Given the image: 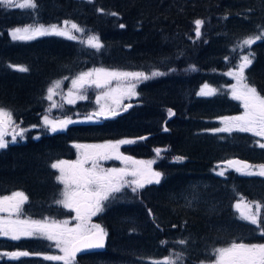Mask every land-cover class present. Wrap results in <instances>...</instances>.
<instances>
[{"label":"trees","instance_id":"1","mask_svg":"<svg viewBox=\"0 0 264 264\" xmlns=\"http://www.w3.org/2000/svg\"><path fill=\"white\" fill-rule=\"evenodd\" d=\"M37 3L35 11L0 7V107L10 110L19 127L26 129L24 141L19 137L16 143L0 149V195L23 191L29 198V206L24 207L26 216L37 219V214L39 217L47 214L52 220L64 219L70 215L55 214L60 208L54 198L59 197L60 184L51 163L75 158L76 143L148 135L146 141L122 147V152L150 159L154 157V149H161L164 155L161 165L155 166L162 173L160 184L148 186L132 194L133 197L124 191L115 200L116 205L94 220L107 231L108 251L82 256L76 264H147L148 258L158 260L175 252L184 253V264L201 261L207 264L213 259L209 254L215 247L234 240L264 243V236L255 226L240 222L234 211L229 213L222 191L234 186L249 192L247 201L264 205V186L235 174L226 178L213 175L220 161L231 158L264 164L257 155L264 150L254 149L252 135L211 131L219 127L218 120L222 117L241 112L226 89L225 81L229 80L226 73L236 70L234 65L249 51L254 58L250 57L253 62L246 82L264 95V39L250 48H236L243 39L264 27V0H37ZM113 12L117 15L109 14ZM197 19L204 21L199 38L194 23ZM65 20L77 23L84 32L75 40L48 35L14 42L8 36L13 28L37 24L47 27ZM91 35L99 36L103 43L100 51L85 48L81 43ZM99 66L143 71L148 75L152 71L166 74L140 82L132 107L119 116L94 125L72 123L65 132L49 134L41 119L51 107L52 100L45 97L52 82L68 81L76 72ZM253 73H257L256 79L251 77ZM205 84L216 89V93L199 95ZM90 99L91 93L73 106L54 107L50 118L70 117L76 121L94 112ZM169 110L174 116L167 121ZM162 125L167 131L161 132ZM5 139L10 141L11 136ZM176 157L183 159L177 161ZM187 199L193 200L191 207L187 206ZM37 207L39 211H32ZM157 225L165 229L159 230ZM2 238L0 250L41 252V255L0 259V264H63L44 260L43 255L58 252L47 249L42 253L45 247L34 238L19 243ZM181 239H186L187 245L175 243ZM162 241L167 242L168 249Z\"/></svg>","mask_w":264,"mask_h":264},{"label":"snow or ice","instance_id":"2","mask_svg":"<svg viewBox=\"0 0 264 264\" xmlns=\"http://www.w3.org/2000/svg\"><path fill=\"white\" fill-rule=\"evenodd\" d=\"M92 2V0H88ZM0 7L29 9L35 11L39 5L37 0H0ZM102 11V10H101ZM110 15H117L116 13H109ZM196 37L201 36V27L204 23L202 20H195ZM64 27H59L56 24L45 27L43 24L36 26H26L23 28L17 27L11 30L10 35L13 40H32L37 36L57 35L63 36L69 40H75L77 37L73 35V31L83 33L84 29L77 23L70 20L63 22ZM124 27L123 24L120 25ZM264 39V27L251 36L246 37L236 46V48H250L256 41ZM81 43L86 44L96 51L103 48V43L99 36L91 35L86 41ZM236 48L232 51L235 52ZM252 52H248L240 57V62L234 65L235 71H229L226 75L234 76L237 80V85L233 86L232 98L239 100L244 109L241 115L222 117L220 122L222 127H217L211 131L215 133L233 132L250 133L254 137L264 139V95H261L254 86H249L246 82L245 69L249 67L253 60ZM254 58V57H253ZM17 67L19 71H27L24 67ZM194 70V69H193ZM166 73L160 71H152L150 75L143 71H123L119 69H105L94 68L87 72L79 73L72 79V88L67 93L66 102L73 104L75 98L87 99V95L81 92L86 86L95 88H106L115 81H128L126 86L116 88H109L101 96H97V102L102 97H108L113 93H119L120 97L127 96L131 98L137 93L135 91L137 84L149 79H153ZM94 77V78H93ZM65 80L68 77H64ZM135 81L136 83H132ZM60 80L53 81L52 85L47 90L45 99L51 101L56 94V89L61 87ZM216 89L210 88L205 84L200 92L201 96H211L216 93ZM117 107L120 106V99L114 98ZM56 105L53 103L52 105ZM132 107L131 104L124 106V110ZM112 116L119 115L116 109H109ZM173 113L169 110V115ZM93 116H104L108 118V113L103 107L100 112L93 113ZM92 119V117H88ZM42 123L45 127H50V130L55 133L62 131L71 123H75L70 117L64 120H50L48 116L42 118ZM33 127H36L35 125ZM11 128V132H9ZM26 129L20 128L13 119V114L10 110L0 107V149H6L9 143H16L17 137L21 139L24 137ZM167 131V129H165ZM11 136V140L5 139ZM134 143L131 140H120L115 143L109 142L101 145H74L76 148L94 149L92 152H85L82 158L75 161L58 160L51 163L50 167L59 172L56 176V181L63 185L60 190L59 199L55 200L57 205L75 212L74 219L78 222L74 227L68 226V221L52 220L47 217L42 219H31L26 217L24 205L29 198L23 191H13L10 195H0V213H7V216H0V236L7 237L10 240H20L22 237L36 238L46 241H51L55 247L59 249L63 255H43L42 258L46 261H62L63 264H76V255L85 249H102L104 248V237L107 233L99 224L91 223V217L97 215L104 210L109 200L117 199L116 193L122 192L125 188H130L133 194H137L139 189H143L146 184H159L161 182L162 173L154 171L151 168L154 161H139L131 157L124 156L120 153V145ZM259 148L264 149V143L259 140L256 141ZM157 156H160L161 150H156ZM116 159L122 162H130L133 167L129 169L124 168H103L99 161ZM183 157H176L177 161H181ZM91 164L86 168V164ZM220 169L216 172L218 176H225L228 170H234L243 176H260L264 177V164L252 165L248 162L230 159L217 165ZM127 177H133L129 180ZM192 199H187V206L191 207ZM255 211H253V204L251 202H244L241 198L234 208L239 213V219L246 221L250 225L255 226V229L261 236H264V217H261V208L264 207L260 202H256ZM149 210V215H151ZM166 244V241H162ZM180 245H187L186 239L175 241ZM2 255L9 256L11 259L18 257H28L30 255L40 256V253H30L28 251H17L12 253H3ZM213 259H209L207 264H264V243H244L232 241L225 246L215 247L209 254ZM147 264H184V253L175 252L164 257L163 260L148 258ZM201 264H205L201 261Z\"/></svg>","mask_w":264,"mask_h":264},{"label":"rangeland","instance_id":"3","mask_svg":"<svg viewBox=\"0 0 264 264\" xmlns=\"http://www.w3.org/2000/svg\"><path fill=\"white\" fill-rule=\"evenodd\" d=\"M59 27H64V25H63V22L62 23H60L59 25H58ZM23 27H26V26H23ZM23 27H20V28H23ZM14 29V28H13ZM13 29H11V30H13ZM11 30L8 32V36L10 37V39L12 40V41H14V42H16V41H19V42H25V41H21V40H13L12 39V37H11V35H10V32H11ZM73 35H75L76 37H79L80 35H81V33H79V32H75V31H73V33H72ZM78 35V36H77ZM44 36H48V35H44ZM44 36H37L36 38H38V37H44ZM26 41H30V40H26ZM85 48H90V47H88L86 44H85ZM94 49V48H93ZM94 68H105V69H119V68H109V67H104V66H99V67H94ZM94 68H91V69H94ZM91 69H89V70H91ZM249 69H250V67L245 71V77H246V75L247 76H250V74H249ZM89 70H86V71H79V72H76V74L74 75V77H72L70 80H68V81H64V80H60L61 82H62V84H61V87L59 88V89H56V94L52 97V103H51V107L50 106H48V109L49 110H47L44 114L45 115H47L48 117H49V119L50 120H54V119H52V118H50V117H53L52 116V110H53V103L56 105L55 107H57V106H59L60 105V107H62L63 105H65V104H67V106H73V105H75V104H68L67 102H66V99L68 98L67 97V93L69 92V90L71 89L74 93H75V89H73L72 88V84H71V81H72V79H74L79 73H81V72H87V71H89ZM119 70H123V71H127V70H124V69H119ZM233 71H235L234 69H233ZM231 77H233L234 79H231ZM251 77L253 78V79H256L257 78V73H253V74H251ZM94 78V77H93ZM128 83V81H115V80H113L112 81V83L110 84V85H108L106 88H99V89H97V88H95V86L93 85V86H91V87H85L84 89H82L81 90V92L83 93V94H86L87 95V97H89V95H90V93H91V103H92V105L94 106V112H92V113H89V114H87V115H85V116H83V117H81V118H79L78 120H76L75 121V124H79V125H82V124H84V125H94V124H97V123H99L100 122V120H98L97 118H96V116H93V113H97V112H100V110H101V108L103 107V109L105 110V112L106 113H108V115H110V112H109V109H116L118 112H120L122 109H123V107L126 105V104H130L131 103V101L132 100H134L137 96H138V85L140 84V83H138L137 84V87H136V89H135V91H136V95L135 96H132L131 98H129V97H127V96H123V97H120V94L119 93H113L112 95H110V96H108V97H102L100 100H99V102H97V99H96V97L97 96H101V94L103 93V92H105V91H108V89L109 88H116L117 86H119V87H124V86H126V84ZM132 83H136L135 81H132ZM225 83H227L226 84V89L229 91V93H230V96L232 97V89H233V86H236L237 85V80H236V78L234 77V76H229V80H227V81H225ZM52 85V84H51ZM89 89H92V90H89ZM48 94V93H47ZM74 99H75V102L76 101H83L84 99H78V98H75V97H73ZM114 98H119L120 99V106L119 107H117V105H116V103L114 102ZM235 100V99H234ZM239 104H240V106H241V108H242V110H241V112L239 113V114H236V115H234V116H237V115H241L242 113H243V111H244V109H243V107H242V103H241V101H239V100H236ZM74 102V103H75ZM61 110V109H60ZM92 117V119H88V117ZM221 120V119H220ZM220 120H218V122H219V127H222L223 125L221 124V122H220ZM41 124H42V126L43 127H45L44 125H43V123H42V119H41ZM72 124V123H71ZM69 125V124H68ZM67 125V126H68ZM66 126V127H67ZM46 129H47V132L49 133V134H54L51 130H50V127H45ZM58 132V131H57ZM56 133V132H55ZM245 134H250V133H245ZM251 135V134H250ZM19 138V136L17 137V139ZM24 138V137H23ZM256 138V140H259L260 142H262V143H264V139H261V138H259V137H255ZM124 139H127V140H129L128 138H124ZM124 139H121V140H124ZM11 140V139H10ZM120 141V140H119ZM110 142H112V143H115V142H117V141H110ZM106 142H100V143H92V144H94V145H101V144H105ZM130 144H132V143H130ZM125 145H129V144H123V145H120V148L121 147H123V146H125ZM258 146V145H257ZM120 148H119V151H120ZM92 151H94V149H86L85 148V151L84 152H82L81 150L78 152L77 151V159H79V158H81L82 157V154L83 153H85V152H92ZM121 153V152H120ZM122 154V153H121ZM260 157H264V154H260L259 155ZM139 160V159H138ZM110 161H115L117 164L115 165V164H109V165H106V163H108V162H110ZM139 161H154V163L156 162V158H152V159H146V160H139ZM154 163H152V165H151V168H152V170H154V171H156V169H155V165H153ZM99 164H100V166L101 167H103V168H124V167H128L129 169H131L132 167H133V165H131V163L130 162H127V161H124V162H122V161H120V160H116V159H110V160H101V161H99ZM86 165H88V164H86ZM91 166V164L89 163V166H85L86 168H88V167H90ZM220 169H216L215 170V173L217 172V171H219ZM239 174V173H238ZM58 175H59V172H58ZM240 175V174H239ZM241 176H243V175H241ZM246 177H250V176H246ZM127 179H129V180H131V179H133V177H127ZM152 184H155V183H152ZM146 185H148V184H146ZM145 185V186H146ZM62 188H63V185L62 184H60V190H62ZM128 190H130L131 191V189L130 188H127ZM60 190H59V192H58V194H59V197L57 196V197H54L55 198V200L56 199H59V198H61L60 197ZM120 193H123V192H120ZM117 194H119V193H116L115 195H116V197L118 198L119 197V195H117ZM129 195L131 196V197H133V195H132V193H129ZM116 200V199H115ZM115 200H109V201H107V202H104L105 204H106V207H104V210H106V208L108 207V206H110V205H116V203H115ZM56 204V203H55ZM26 205V204H25ZM60 208H59V210H57V211H55V214L58 216V214L59 215H61V214H63V213H65V211L67 212V213H71L72 211H70V210H68V209H65V208H63L61 205H58ZM39 211V209H38V207L37 208H35V209H33L32 211ZM104 210L102 211V212H104ZM253 211H255L254 210V208H253ZM102 212H100V213H102ZM73 213V212H72ZM98 215V214H97ZM0 216H7V213H0ZM37 216H38V218L37 219H42V218H45V217H47V218H49L48 217V215L46 214V215H44L43 217H39V214H37ZM28 216H26V217H21V218H27ZM74 217H75V213H73V215L72 214H70V216H65V218L64 219H59V221H64V220H67L69 223H68V226L69 227H74L78 222L74 219ZM31 218V217H30ZM31 219H34V218H31ZM50 219V218H49ZM91 223H94V224H96L95 222H92V217H91ZM1 237V236H0ZM30 237H22L20 240H16V241H13V240H10V239H8L7 237H3L2 239H3V241L5 240V239H8V240H10V241H12V242H15V243H18V242H21V241H25L26 239H29ZM38 243H40V244H42L43 245V247H45L43 250H42V253H44L47 249H52V250H54V251H57L58 253H57V255H63V253H61L60 251H59V249H57L56 247H55V244L53 243V242H51V241H46V240H41V239H36V238H34ZM3 243V242H2ZM0 247H2V244H1V242H0ZM3 247H4V244H3ZM12 252H16V251H12ZM12 252H8V251H6V250H0V259H6V260H9V259H11L9 256H5V255H2L3 253H12ZM39 253H41V252H39ZM52 256V255H51ZM164 259V257H162V258H160V260H163ZM56 262H60V263H63L62 261H56Z\"/></svg>","mask_w":264,"mask_h":264},{"label":"water","instance_id":"4","mask_svg":"<svg viewBox=\"0 0 264 264\" xmlns=\"http://www.w3.org/2000/svg\"><path fill=\"white\" fill-rule=\"evenodd\" d=\"M111 117H112V115H109L107 119H109ZM171 117H173V114L171 115ZM103 119L104 120H107L105 118H103ZM145 138L146 137H143L142 139H145ZM104 245H106V239H105V237H104ZM104 250H105V246L102 249H85V250H83L81 252H78L77 255H76V257L82 256V255H87V254L100 253V252H103Z\"/></svg>","mask_w":264,"mask_h":264},{"label":"flooded vegetation","instance_id":"5","mask_svg":"<svg viewBox=\"0 0 264 264\" xmlns=\"http://www.w3.org/2000/svg\"><path fill=\"white\" fill-rule=\"evenodd\" d=\"M82 158V157H81ZM132 159H134V160H137V159H135L134 157H131ZM80 159V158H79ZM75 160H77V155L75 156V158L74 159H72V160H70V161H75ZM86 167L87 166H89V164L88 165H85ZM73 213H75V212H73ZM73 213L71 212V214L73 215ZM98 214V213H97ZM96 216V215H95ZM94 216H92V218H93ZM165 224H167V223H165ZM157 228L160 230L161 229V226H158L157 225ZM107 236V238H108V234L106 235Z\"/></svg>","mask_w":264,"mask_h":264}]
</instances>
